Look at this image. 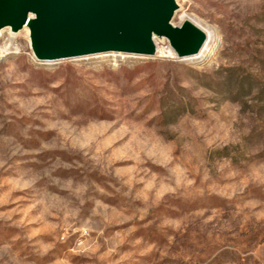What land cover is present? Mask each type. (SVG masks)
<instances>
[{
  "label": "rangeland",
  "instance_id": "374dc122",
  "mask_svg": "<svg viewBox=\"0 0 264 264\" xmlns=\"http://www.w3.org/2000/svg\"><path fill=\"white\" fill-rule=\"evenodd\" d=\"M175 2L211 57L46 65L0 28V264H264V0Z\"/></svg>",
  "mask_w": 264,
  "mask_h": 264
},
{
  "label": "water",
  "instance_id": "95a60500",
  "mask_svg": "<svg viewBox=\"0 0 264 264\" xmlns=\"http://www.w3.org/2000/svg\"><path fill=\"white\" fill-rule=\"evenodd\" d=\"M177 8L175 0H0V28L28 26L40 62L109 51L155 57V35L179 58L196 55L206 36L190 22L174 27Z\"/></svg>",
  "mask_w": 264,
  "mask_h": 264
},
{
  "label": "bare ground",
  "instance_id": "6f19581e",
  "mask_svg": "<svg viewBox=\"0 0 264 264\" xmlns=\"http://www.w3.org/2000/svg\"><path fill=\"white\" fill-rule=\"evenodd\" d=\"M181 21L180 23L177 25H173L174 27H181L182 25H184L185 23L187 22H190L192 23L194 26H196L198 29H200L206 36V40H205V43L203 44L200 52L196 55H192V56H187V57H183L181 58V60L183 61H188V62H191V63H199L201 61H203L204 59H207L209 57H211L215 50H216V47L218 45V32L217 30L210 26V25H207L203 22H200V21H197L195 20L191 15L187 14V13H184L182 16H181ZM25 29L28 30L29 32V27L28 26H25ZM11 35L12 36H16V33L11 30ZM10 41L14 40L13 37L10 36ZM154 40V43L157 47V52H156V55L155 57H167L169 56L168 54H175L173 49H171L170 51H165L163 50L160 46H159V43L157 41V38L154 36L153 38ZM16 50L18 51L17 48H13V46H10L7 48V50L11 51V50ZM97 56V57H95ZM126 56H138V57H147V56H142V55H137V54H125V53H121V52H116V51H109V52H104V53H99V54H95V55H90V56H83V57H77V58H74L72 60H75V59H81V58H89V57H95V58H117V57H126ZM152 58V57H151ZM40 62V61H39ZM60 61H43V62H40L42 64H46V65H53V64H56Z\"/></svg>",
  "mask_w": 264,
  "mask_h": 264
}]
</instances>
